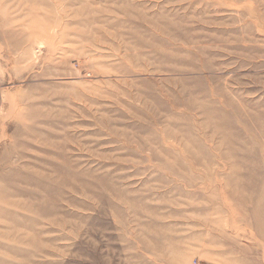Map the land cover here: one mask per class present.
<instances>
[{
  "label": "rangeland",
  "instance_id": "1",
  "mask_svg": "<svg viewBox=\"0 0 264 264\" xmlns=\"http://www.w3.org/2000/svg\"><path fill=\"white\" fill-rule=\"evenodd\" d=\"M264 264V0H0V264Z\"/></svg>",
  "mask_w": 264,
  "mask_h": 264
},
{
  "label": "built area",
  "instance_id": "2",
  "mask_svg": "<svg viewBox=\"0 0 264 264\" xmlns=\"http://www.w3.org/2000/svg\"><path fill=\"white\" fill-rule=\"evenodd\" d=\"M192 264H201V263L198 262V261H196V260H194V261L192 262Z\"/></svg>",
  "mask_w": 264,
  "mask_h": 264
}]
</instances>
